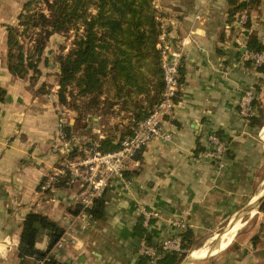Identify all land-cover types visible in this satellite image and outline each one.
I'll use <instances>...</instances> for the list:
<instances>
[{"label":"crops","instance_id":"crops-1","mask_svg":"<svg viewBox=\"0 0 264 264\" xmlns=\"http://www.w3.org/2000/svg\"><path fill=\"white\" fill-rule=\"evenodd\" d=\"M20 5L21 0H0V235L7 232L12 244L3 245L0 264H32L30 256L20 257L16 249L21 220L28 212L62 227V245L52 256L60 264H139L134 248L140 238L132 232L138 205L158 211L147 226L140 217L152 244L179 232L177 220L183 219L186 229H192L195 242L203 231L228 220L235 209L240 208L224 231L256 209L264 192V177L259 176L264 124L259 127L250 123L251 117L244 119L238 100L249 87L264 99V70L241 59L249 51L240 50L250 32L264 44V0L247 7L248 28L233 20L239 11L229 17L228 0L158 1L157 10L168 16L173 41L184 39L177 107L167 122L173 136L168 141L151 140L138 152L137 162L127 163L123 176L128 184L111 182L104 192L103 216L97 219L73 211L75 180L70 185L39 187L58 174L61 144L66 142L58 136L52 102L37 89L45 80L31 84L28 75L17 77L7 70L3 24L13 22ZM153 82L150 79L148 85ZM130 94L131 100L146 106L148 98H140L147 95L145 91ZM118 102L119 98H107L108 109L118 108ZM130 102L119 110H125L124 119L116 115L118 128L134 119L135 101ZM259 105L252 116L259 115ZM207 132L217 133L227 146L221 168L198 156ZM46 235L37 237L38 248L46 246ZM157 258L142 264H160Z\"/></svg>","mask_w":264,"mask_h":264},{"label":"trees","instance_id":"trees-1","mask_svg":"<svg viewBox=\"0 0 264 264\" xmlns=\"http://www.w3.org/2000/svg\"><path fill=\"white\" fill-rule=\"evenodd\" d=\"M92 0H24L20 10L17 12L16 24L4 23L5 29V58L7 70L17 77H24L31 73L29 81L33 79L32 73H39L38 63L46 61L42 57L45 42L53 33H64L68 28L75 25L77 19H82L84 24V34L76 36L72 41V46L64 53L55 54L57 63L56 83L57 100L61 105L70 106L78 114L74 117V124L81 120V106L75 102L80 99L83 109L97 104L103 83L113 85L115 95H126V90L145 91L148 93L149 78L148 70L154 75L152 84L154 90V101L147 100L146 106L134 103L133 116L129 125L120 128L117 141H113L114 134H106L97 139L98 148L110 150L118 147L119 141L129 135L135 124L142 120L160 100L163 89L161 67L158 65V54L154 47L157 35L155 9L153 0H94L96 14L84 17L85 9ZM259 0H228V14L231 18L236 12L253 7ZM34 4L39 8L35 9ZM41 6V7H40ZM45 9V11L43 10ZM162 14V13H161ZM157 17V15H156ZM17 25H22L21 31ZM246 28L251 26L250 19L247 18L243 24ZM29 28L35 29L33 44L26 46L21 35L27 37ZM94 28L98 29L95 30ZM96 31H100L96 34ZM111 39L112 42H108ZM109 43V44H108ZM246 48L249 52L264 50V44L258 40L254 32L248 33ZM109 50V52H108ZM152 61H147V57ZM152 63V64H151ZM264 70V64L257 66ZM179 82L182 79V67L179 65ZM43 87L44 82H41ZM74 85L75 92L67 90L69 85ZM124 85V92L121 87ZM134 87V88H132ZM85 96V98H83ZM79 97V98H77ZM127 98H123L125 102ZM263 111L259 109L258 116H251L250 123L259 127L264 124ZM86 123H81L80 127L85 128ZM63 137H70V128H63ZM198 149H201L199 146ZM75 150L71 149L69 155H73ZM139 153L135 154L138 157ZM124 174V172H123ZM51 184L54 186L70 185L72 178L67 171L52 175ZM81 205L76 203L75 209H80ZM104 194L93 197L91 204L84 207V210L93 218H101L104 212ZM259 210L264 212V198L259 204ZM133 227V234L139 238H146V228L141 224V216ZM38 223L49 231L47 243L43 249L35 245L39 235H42L33 227V222ZM62 227L45 216L34 212L26 213L22 220L18 233L16 245L17 255L20 257L30 256L33 260L44 257L54 242L61 236ZM184 251L161 253L157 258L160 264H177L186 255V249L193 244V231L190 228L181 233ZM149 242V238H146ZM158 245V244H155ZM139 264L147 260L144 256H138ZM45 264H60L52 256H49Z\"/></svg>","mask_w":264,"mask_h":264},{"label":"built area","instance_id":"built-area-1","mask_svg":"<svg viewBox=\"0 0 264 264\" xmlns=\"http://www.w3.org/2000/svg\"><path fill=\"white\" fill-rule=\"evenodd\" d=\"M159 0H153L155 6H158ZM247 19L245 13L240 14L236 22L242 25ZM163 27L166 20L160 18ZM158 41L160 67L163 80V89L160 100L149 110L148 114L133 127L132 132L119 141L118 147L110 150H101L98 147L90 146L83 156L66 160L57 169V173L67 171L71 178L78 184V191L74 195V201L81 205L80 211L90 216L84 207L91 204L93 197H99L113 181H119L123 187L128 184L127 178H124L123 172L128 162H137V154L148 142L153 139L168 141L172 138V130L168 127L169 118L173 117L177 107L178 90L181 87L179 82V65L182 57L181 45L184 39L174 42L172 38L166 37V30L160 33ZM241 59H250L256 66L264 64V50L245 52ZM260 101L258 91L253 87L242 90L239 100V113L244 119H248L255 113V108ZM58 135L61 138L63 133L59 128ZM204 137V148L199 151L198 156L212 162L217 168L225 164L227 146L223 139L215 132H207ZM65 139V138H64ZM51 178H46L39 187L46 189L50 187ZM138 215L142 217V223L147 226L150 219L158 215L154 208H146L144 205H138ZM91 217V216H90ZM179 232L164 235L158 245L152 244L141 237L137 245V255L144 256L147 260L157 258L165 252H181L185 248L182 245L181 233L186 230V223L183 219L175 221ZM62 234L54 242L47 254L34 260V264H45L49 256H53V250L62 245Z\"/></svg>","mask_w":264,"mask_h":264},{"label":"rangeland","instance_id":"rangeland-1","mask_svg":"<svg viewBox=\"0 0 264 264\" xmlns=\"http://www.w3.org/2000/svg\"><path fill=\"white\" fill-rule=\"evenodd\" d=\"M24 0H21V4ZM21 7V5H20ZM20 7L15 12H18L20 10ZM41 7V6H40ZM34 8L37 9L39 6L34 4ZM157 8V7H156ZM45 11V9H43ZM15 12L13 15H15ZM84 17L86 16L89 18V16L96 14V8L94 0L90 1L88 3V6L85 9ZM162 13V14H161ZM159 13V9H155V19H156V30L157 35L154 42V47L157 50L158 54V65L160 66V57H159V49H158V41H160V33L162 30H166V37L165 38H172L171 35H169V21L168 16H165V13L161 12ZM245 13L248 15V10L243 9L239 11L237 14V17H233V20H237L238 16L240 14ZM157 15V17H156ZM165 16L166 24H164L163 27L160 26L161 20L160 18H163ZM14 17V16H13ZM167 17V18H166ZM164 19V18H163ZM13 20V18H12ZM16 18H14L12 24H16ZM82 19H77L74 26L71 28H68L66 32L64 33H53L51 34L48 39L45 42V47L42 52V57H46V62L43 64L40 59V62L38 63L39 73H32L33 79L30 81L31 84H35L36 81L40 82V80H45L43 87L40 88L42 83H38L37 89L44 93L45 98H49V100L52 102V107L55 110L56 113V121H57V127L58 131L59 128L61 130V133H64V127L69 126L70 128V138L68 140H65L64 138H61L59 135L60 140H64L66 143L61 144L62 151H61V160L59 163V167L62 165L63 162L69 159L76 158L78 156H83L86 153V150L90 148V146L98 147L97 139L99 136H103L106 134H109V132H116L114 133V140L117 141L119 138V130L124 125H129L126 123H121V125L118 128V121L116 120V115L119 116V119L125 118V110L123 112H120L119 110L121 108H124V102L123 98H127L125 101H135L138 102L137 99L131 100V94L130 90L129 92L126 90V95L123 97V94L115 95L113 93V85L112 84H106V82L103 83V88L98 95V101L97 104H94L90 106L89 109H83L82 104L80 102V99H77L75 102L78 104V106H81V115L82 118L79 120V123L77 125L74 124V119L78 112L75 111L70 106L68 107H61L57 100V83H56V70H57V63L55 62V54L58 52H66L71 46L72 41L76 36H80L84 34V24L82 23ZM238 26L237 22H235ZM17 28L19 31L22 29V25H17ZM95 30H98L94 28ZM35 29L29 28L26 32L27 37L24 38L23 35H21L20 39H22V42L26 46H31L33 44V38L35 36L34 33ZM100 31H96V34ZM109 43L112 42L111 39H108ZM108 43V44H109ZM109 52V50H108ZM147 61H152L150 56L147 57ZM152 64V63H151ZM161 69V68H160ZM31 73H28L29 76ZM149 78L154 79V75L150 73L148 70ZM124 85L121 87V91L124 92ZM148 93L147 95L140 96V98H148L151 100L154 99V88L152 84L148 85ZM67 90H70L72 92H75L74 85H69L67 87ZM109 90V91H108ZM179 92V90H178ZM143 95V94H142ZM179 97V94H177L176 98ZM79 98V97H77ZM85 98V96L83 97ZM107 98H119L118 102V108L116 106H111V110L108 109L107 105ZM260 101L257 102V104H260L258 106L259 109L264 110V107L261 106V104H264V99L261 103ZM131 103V102H130ZM129 104V103H128ZM146 108L148 109V104H146ZM115 113V114H114ZM87 114H92L90 119H87ZM264 115V111H263ZM95 120L92 117H95ZM86 117V118H85ZM94 122V123H93ZM81 123H86L85 128L80 127ZM115 126L116 128H113ZM118 129V130H117ZM261 129V128H260ZM260 129L258 130V134H260ZM264 143V142H263ZM75 150V153L73 155H69L70 150ZM263 156V166L259 169V176L262 179L264 177V151L262 152ZM57 173V172H56ZM76 185L78 186L77 182ZM264 185V184H262ZM78 191V187L76 192ZM77 203V202H76ZM261 203V202H260ZM255 213H253L251 216L248 213L243 214L240 217V220L242 221V226L239 227L234 235L232 234L231 238H229L227 241L216 244L215 250L211 252V248L200 257H197L194 259L193 262L189 264H264V212L259 210V206L255 207ZM240 208L235 209L232 214L228 216V220H223L220 224L216 226L215 229L209 230V231H203L201 233L200 237L193 242L190 246L186 249V255L188 256L189 252L193 250L194 248H197L201 245H209L212 239L216 236V234H220L223 232L224 228H226L231 222V219L233 218V215L239 210ZM245 223V224H244ZM232 226V225H231ZM223 230V231H222ZM215 235V236H214ZM11 239L9 238L7 232L0 235V245H8L11 246L12 244ZM55 252V250H53ZM177 264H183L186 256ZM32 264H34V260L32 259Z\"/></svg>","mask_w":264,"mask_h":264},{"label":"bare ground","instance_id":"bare-ground-1","mask_svg":"<svg viewBox=\"0 0 264 264\" xmlns=\"http://www.w3.org/2000/svg\"><path fill=\"white\" fill-rule=\"evenodd\" d=\"M257 202V201H256ZM255 202V203H256ZM255 206V205H254ZM255 209L251 212L250 211V216L255 213ZM242 221L240 220V218H237L232 226H230L227 230L221 232L220 234H216V243L215 244H220L223 243L225 241H227L229 238H231L232 234L234 235L235 231L242 226ZM245 224V223H244ZM215 236V235H214ZM213 240V239H212ZM210 247H207L204 245H201L197 248H194L193 250H191L188 254V256L186 257L185 261L183 264H189L191 262L194 261L195 258L200 257L201 255H204L209 249ZM5 250V247L3 245H0V251Z\"/></svg>","mask_w":264,"mask_h":264},{"label":"water","instance_id":"water-1","mask_svg":"<svg viewBox=\"0 0 264 264\" xmlns=\"http://www.w3.org/2000/svg\"><path fill=\"white\" fill-rule=\"evenodd\" d=\"M245 45L241 46V51H244L245 50ZM90 115L87 116V119H90ZM258 202L256 204V206H258L260 204V202L262 201V199L264 198V192H262L260 194V196L258 197ZM254 203V202H253ZM251 202L248 203L247 205L250 206ZM246 205V206H247ZM33 227L36 228L39 232H42V233H45V234H49V231L47 229H44L39 223L38 221H34L33 222ZM216 237V236H215ZM214 237V239L210 242L209 246L211 248V252H213L215 250V246H216V238ZM134 250H137V248H134ZM187 256V255H186Z\"/></svg>","mask_w":264,"mask_h":264}]
</instances>
